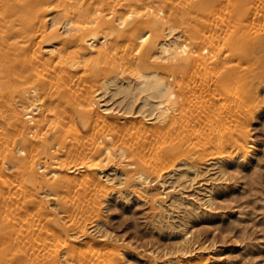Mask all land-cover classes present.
I'll return each instance as SVG.
<instances>
[{"label": "bare ground", "instance_id": "6f19581e", "mask_svg": "<svg viewBox=\"0 0 264 264\" xmlns=\"http://www.w3.org/2000/svg\"><path fill=\"white\" fill-rule=\"evenodd\" d=\"M263 86L264 0H0V264H124L100 224L117 187L160 220L212 210ZM181 237L143 256L215 258Z\"/></svg>", "mask_w": 264, "mask_h": 264}, {"label": "rangeland", "instance_id": "374dc122", "mask_svg": "<svg viewBox=\"0 0 264 264\" xmlns=\"http://www.w3.org/2000/svg\"><path fill=\"white\" fill-rule=\"evenodd\" d=\"M261 90V110L252 125L256 152L251 159L239 164H229V175L216 173L211 176L216 181L214 187L217 191L212 210L202 208L201 212L199 209L196 212V209H190L192 207L181 208V213L167 215L170 221L160 220L148 204H139L134 200L127 204L126 199L123 200L127 189L117 187L116 193L120 196L117 202L114 195L109 197L101 210L103 218L100 219V224L106 225L101 229L112 233L110 235L125 246L124 264H155L153 259L143 255H147L152 249L161 256L173 253L182 243L181 236L186 231L196 237V247H202L207 252L214 251L216 256L210 264H264V86ZM115 100L116 98L111 103ZM205 167L206 165L202 168ZM190 175L194 176L193 173ZM189 191L187 192L191 194ZM38 208L24 213L20 224L30 223L32 217L37 222L41 213ZM187 209L193 210L191 215L185 212ZM7 213L5 209L0 212V216ZM41 240L38 239V242ZM43 240H46L44 235ZM167 259L168 257L164 258Z\"/></svg>", "mask_w": 264, "mask_h": 264}]
</instances>
